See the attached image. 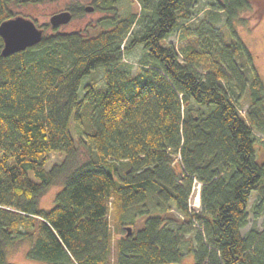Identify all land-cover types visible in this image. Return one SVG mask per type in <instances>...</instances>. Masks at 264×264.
I'll return each instance as SVG.
<instances>
[{
  "label": "trees",
  "instance_id": "16d2710c",
  "mask_svg": "<svg viewBox=\"0 0 264 264\" xmlns=\"http://www.w3.org/2000/svg\"><path fill=\"white\" fill-rule=\"evenodd\" d=\"M45 1L0 0V21ZM137 1L89 0L102 14L83 31L30 17L50 32L0 52V264H16L5 247L17 239L46 264H179L187 254L184 264H264V222L241 232L252 190L255 216L264 213V88L235 29L250 0H214L201 15L195 0ZM66 9L76 17L85 6ZM173 33L178 46L164 43ZM136 44L132 71L123 53ZM97 65L102 81L82 83ZM51 153L60 159L45 167ZM57 182L52 206L40 207ZM134 207L145 214L136 228ZM180 217L197 224L185 252Z\"/></svg>",
  "mask_w": 264,
  "mask_h": 264
},
{
  "label": "rangeland",
  "instance_id": "374dc122",
  "mask_svg": "<svg viewBox=\"0 0 264 264\" xmlns=\"http://www.w3.org/2000/svg\"><path fill=\"white\" fill-rule=\"evenodd\" d=\"M74 0H53V1H45L42 3L36 4H27L24 6H13V10L16 13L35 18V21L38 25L42 23L49 22V16L57 12L59 10L66 9V5L69 2ZM81 5L87 6L89 4V0H78ZM214 0H195L194 8L198 9V15H201L204 11L212 8L211 3ZM130 6L133 10H138L139 4L137 0H129ZM251 7L249 9H244L239 12V15L245 18V22L237 21L235 23V29L241 41L245 44V46L251 52L254 66L261 78L264 88V0H250ZM259 10V11H258ZM257 11L259 12V16L257 15ZM218 13V22L220 23L223 16L221 12ZM102 12L98 10H85L84 13L80 16L71 17L67 22L59 24L58 28L63 31H71V30H79L83 31L88 23L94 22V20L100 16ZM257 15V16H256ZM88 27V25H87ZM86 27V28H87ZM45 29L46 32H50V27L47 25ZM88 30H90L88 28ZM172 42L175 46H178V39L176 33H173L165 38L164 43ZM143 48L141 44H136L131 49L124 51L123 60H126L131 63L132 71H136L138 68L139 58L143 54ZM102 81V66H95L86 76L84 75L81 79L82 83L92 82L98 84ZM81 93V91H80ZM244 109L241 108L240 112L243 113ZM72 132L75 138L77 137V132L74 124L72 123ZM255 135L259 138L256 142V149L260 146L261 150L264 149V134L255 130ZM60 159V155L56 153H51L49 160L46 162L45 167H49L52 161H58ZM256 160L260 161L261 156L256 154ZM196 183L197 181L193 180L190 189L189 195V208L194 209L199 206V196L196 200ZM61 185L59 182L52 184L48 189L39 196V206L43 208H48L53 204V198L55 193L60 189ZM196 195V196H195ZM194 197L195 201H198V205H194ZM256 190H252L249 194L247 200V222L241 227V232H246L249 228L254 227L257 229H262L264 222V213H261L255 216L253 212V204L256 200ZM172 212V211H171ZM127 218L132 220V224H128L129 226L136 228L142 225L145 214H140L137 211V207L131 208L128 210ZM110 221L111 220L110 216ZM183 221L184 226L188 229L186 233H184L185 240L182 243L183 252H185L188 243L194 245L193 242V233L195 231L196 223H189L186 219L180 220L177 219L175 222ZM118 232L114 229L113 238L115 239L118 236ZM29 246V241L24 239H17L12 244L7 245L5 247V255L6 259L9 262H13L16 264H46L45 262L29 258L26 255V250ZM192 255L187 254L184 255L183 260L179 262V264H184V262H191ZM186 262V263H187Z\"/></svg>",
  "mask_w": 264,
  "mask_h": 264
},
{
  "label": "water",
  "instance_id": "95a60500",
  "mask_svg": "<svg viewBox=\"0 0 264 264\" xmlns=\"http://www.w3.org/2000/svg\"><path fill=\"white\" fill-rule=\"evenodd\" d=\"M90 5L85 6V10H91ZM71 18L68 9L59 10L49 16V22L59 25L67 22ZM43 33L42 27L38 26L33 19L22 14H15L0 21V37L2 45L0 52L8 55L26 47L38 43ZM128 232L130 228L127 226Z\"/></svg>",
  "mask_w": 264,
  "mask_h": 264
},
{
  "label": "built area",
  "instance_id": "2783aa9c",
  "mask_svg": "<svg viewBox=\"0 0 264 264\" xmlns=\"http://www.w3.org/2000/svg\"><path fill=\"white\" fill-rule=\"evenodd\" d=\"M196 188H197V190H198V188H199V182H197V184H196ZM195 204H196V202H194Z\"/></svg>",
  "mask_w": 264,
  "mask_h": 264
},
{
  "label": "bare ground",
  "instance_id": "6f19581e",
  "mask_svg": "<svg viewBox=\"0 0 264 264\" xmlns=\"http://www.w3.org/2000/svg\"><path fill=\"white\" fill-rule=\"evenodd\" d=\"M197 198H198V195L196 196V200H197Z\"/></svg>",
  "mask_w": 264,
  "mask_h": 264
}]
</instances>
